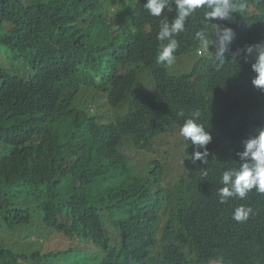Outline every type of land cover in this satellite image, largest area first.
Listing matches in <instances>:
<instances>
[{
	"label": "trees",
	"instance_id": "obj_1",
	"mask_svg": "<svg viewBox=\"0 0 264 264\" xmlns=\"http://www.w3.org/2000/svg\"><path fill=\"white\" fill-rule=\"evenodd\" d=\"M145 2L0 0V33H11L10 51L33 69L25 77L0 65V227L9 240L48 230L80 238L47 251L48 242L30 243L28 253L0 237V264H264V194L218 196L223 172L240 167L243 141L264 128L254 61L233 56L264 41V0H242L223 58L214 45L198 55V10L176 37V57L197 55L181 74L157 63L162 17ZM164 15L171 20L174 7ZM143 69L150 81L139 88ZM86 90L124 109L99 122ZM195 110L213 135L206 165L192 163L195 146L179 133ZM174 135L182 172L167 186L161 159L148 156L158 143L169 150ZM241 205L254 214L237 222Z\"/></svg>",
	"mask_w": 264,
	"mask_h": 264
},
{
	"label": "clouds",
	"instance_id": "obj_2",
	"mask_svg": "<svg viewBox=\"0 0 264 264\" xmlns=\"http://www.w3.org/2000/svg\"><path fill=\"white\" fill-rule=\"evenodd\" d=\"M173 7L175 16L169 20L164 13L172 12ZM144 9L152 17H162L156 37L159 41L157 63L168 66L176 59L175 53L179 48L176 37L186 31V23L198 10L203 13V28L195 34L199 44L198 51L207 52L210 46L214 45L218 58L224 57L235 39V31L228 24L235 23V14L243 10L242 0H146ZM242 53L245 54L246 61H254L251 63L255 74L251 80L252 86L264 92V41L238 48L233 56ZM200 117L199 110L192 111L179 127V133L195 146L191 155L192 163L200 162L206 165L210 154L207 146L212 143L213 135L199 122ZM243 148V151L236 153L240 159V167L226 170L222 174L220 184L223 187L218 189L220 203H225L233 197L244 199L253 189L264 194V128H258L256 135L244 140ZM203 175H207L206 170ZM253 214L251 207L241 205L234 209L232 219L244 222Z\"/></svg>",
	"mask_w": 264,
	"mask_h": 264
},
{
	"label": "rangeland",
	"instance_id": "obj_3",
	"mask_svg": "<svg viewBox=\"0 0 264 264\" xmlns=\"http://www.w3.org/2000/svg\"><path fill=\"white\" fill-rule=\"evenodd\" d=\"M120 2L121 0H114V4H117ZM11 41H12L11 33H8V32L0 33V65L2 68L7 70L8 72H12V73L17 72L25 77H28L30 74V71L28 69L31 70V73L33 72V69L31 68V66L28 64L26 60L17 58L16 55L12 51H10L9 44L11 43ZM194 52L196 51L190 52L192 54L188 53L186 55H181V56L176 57L175 62L171 66L166 65L168 71L171 74L172 73L181 74V73L188 72L193 67V63L197 57V55ZM143 70H145L146 72L141 73V79L138 85L139 88H144L145 86L147 87V83H149L150 81L149 73L147 72L149 70H146V69H143ZM143 79L144 81L145 80H149V81H146L144 83ZM83 96H84L83 99H85L83 103L88 102L87 106H90L92 111H98V113L100 114L99 119H98L99 122H103L104 118H107L110 120L114 119L117 112L119 110L124 109V108L119 109V108L111 106L108 103L107 99H105L101 93L95 92V90L92 94H89L88 90H86ZM170 140H171V144H169V150L165 148L163 149L162 143H158L157 148L158 147L161 148V152L157 153V155H155L156 152H154L148 156V158L153 156V157H157L161 159L164 167L161 170L160 174H161L162 179L165 180L167 186L173 185L177 181L179 173L182 172V168H181L182 166L180 165L181 153L179 154L178 150L176 149V142L177 141L181 142V137L179 135L170 136ZM177 160H178V163H176ZM136 163H137V168L140 170L141 163L140 162H136ZM164 215L167 216L166 214ZM36 216L40 217L38 213H36ZM12 235L13 234H10L6 225H3L0 227V237L5 238L6 244H8L9 246L13 247L16 250H20L21 245H24V249H26L28 253H31L32 251H34V249H28V245L30 243H33V248L35 245V249H38L37 245L35 244V242L37 241L40 242L43 240L45 242H48L49 245L42 247L41 248L42 251H47L49 249L54 248L56 243L60 244L61 249L68 247L69 242L74 247V244L80 241L79 237H76L75 239H72L69 241L68 239L62 238L56 232H52L50 230H48V235L44 237H39V235L36 234L32 236L31 238L26 239L25 238L26 235L23 234V236L21 237L15 236L13 240H9V237H11ZM69 261L71 262L72 260L69 259Z\"/></svg>",
	"mask_w": 264,
	"mask_h": 264
},
{
	"label": "bare ground",
	"instance_id": "obj_4",
	"mask_svg": "<svg viewBox=\"0 0 264 264\" xmlns=\"http://www.w3.org/2000/svg\"><path fill=\"white\" fill-rule=\"evenodd\" d=\"M199 54H200V55L203 54V51H198V55H199ZM147 72H148V71H147Z\"/></svg>",
	"mask_w": 264,
	"mask_h": 264
}]
</instances>
